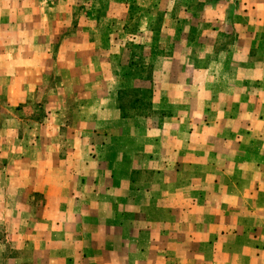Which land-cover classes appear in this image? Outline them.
I'll list each match as a JSON object with an SVG mask.
<instances>
[{
    "label": "crops",
    "instance_id": "0c3cea01",
    "mask_svg": "<svg viewBox=\"0 0 264 264\" xmlns=\"http://www.w3.org/2000/svg\"><path fill=\"white\" fill-rule=\"evenodd\" d=\"M16 1L0 0V14ZM233 4L231 18L230 2L183 18L191 27L153 60L146 103H123L122 81L110 91L82 76L68 92L55 80L62 107L33 146L19 142L18 155L36 156L32 175L9 186L0 166V250L21 252L27 229L49 238L32 235L31 254L0 251V264H264V0ZM43 81L35 72V96ZM8 207L33 210L15 236L2 234Z\"/></svg>",
    "mask_w": 264,
    "mask_h": 264
},
{
    "label": "rangeland",
    "instance_id": "374dc122",
    "mask_svg": "<svg viewBox=\"0 0 264 264\" xmlns=\"http://www.w3.org/2000/svg\"><path fill=\"white\" fill-rule=\"evenodd\" d=\"M226 2H230L228 18H231L237 13L233 0H23L24 4L16 1L6 6L7 12L4 9L0 14V29L9 32L3 41L13 47V51L3 54L0 60V166L8 165L11 173H8L10 180L4 183L16 187V174L33 173L27 171L34 168L36 156L33 150L18 155L19 142L33 146L38 137L35 128L49 123L50 108L62 107V101L56 100L55 80L67 79L69 85L65 90L68 92L75 91L73 79L82 76L96 83L98 78L105 77L110 91L117 81H122L121 84L127 86L122 91L123 103L135 96L146 103L153 60L161 55L162 47L170 44L175 29L191 27L183 18L209 13L217 6L222 12ZM19 30L26 31L25 36H18ZM50 32H57V36ZM39 70L44 81L40 88L37 86L39 92L35 96L32 82L34 73ZM22 74L27 80L23 85L18 77ZM135 79L145 81L146 87L141 91L132 88L131 85L139 84L134 83ZM5 124L9 127L3 130ZM32 213L31 208L17 210L14 207L9 211L8 207L4 215L10 227L3 231V236L17 235L21 217L28 222ZM47 230L27 229L28 233L23 236L28 238L24 236L26 242L20 251L26 255L33 253L36 247L32 235L49 238ZM1 252L5 255L21 253L8 243Z\"/></svg>",
    "mask_w": 264,
    "mask_h": 264
},
{
    "label": "trees",
    "instance_id": "16d2710c",
    "mask_svg": "<svg viewBox=\"0 0 264 264\" xmlns=\"http://www.w3.org/2000/svg\"><path fill=\"white\" fill-rule=\"evenodd\" d=\"M134 105V103H132Z\"/></svg>",
    "mask_w": 264,
    "mask_h": 264
}]
</instances>
